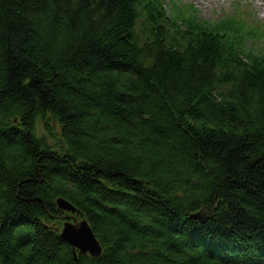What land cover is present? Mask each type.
Listing matches in <instances>:
<instances>
[{"label": "trees", "instance_id": "1", "mask_svg": "<svg viewBox=\"0 0 264 264\" xmlns=\"http://www.w3.org/2000/svg\"><path fill=\"white\" fill-rule=\"evenodd\" d=\"M164 10L0 0V264H264V29Z\"/></svg>", "mask_w": 264, "mask_h": 264}, {"label": "water", "instance_id": "2", "mask_svg": "<svg viewBox=\"0 0 264 264\" xmlns=\"http://www.w3.org/2000/svg\"><path fill=\"white\" fill-rule=\"evenodd\" d=\"M56 205L59 210L64 213L80 216L79 212L68 202L63 199H58ZM71 216L64 218L65 222L60 231V238L69 244L73 250H77L83 256L98 258L101 255V247L95 239L94 234L86 220L80 222L69 223Z\"/></svg>", "mask_w": 264, "mask_h": 264}, {"label": "rangeland", "instance_id": "3", "mask_svg": "<svg viewBox=\"0 0 264 264\" xmlns=\"http://www.w3.org/2000/svg\"><path fill=\"white\" fill-rule=\"evenodd\" d=\"M185 1L188 3H192L199 11L200 17L208 20H213V19L215 20L217 16H222L225 14V12L230 11V5L233 3V1L231 0H185ZM250 1L253 5L254 11H256L257 13L264 11L262 7L256 6L253 4L252 0ZM37 129L39 135L44 134V121L41 120L37 122ZM56 138L58 137L56 136ZM68 216H71V219L67 221L69 223L73 224L74 221L75 222L81 221L80 217L71 214L66 215L64 218ZM64 218L62 219L63 221L60 220L62 223H61V227L60 228L58 227L59 230L62 229V225L65 222ZM60 221H54L53 224L57 226L60 223Z\"/></svg>", "mask_w": 264, "mask_h": 264}]
</instances>
